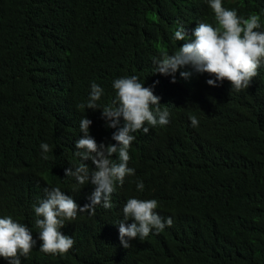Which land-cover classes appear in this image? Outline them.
I'll list each match as a JSON object with an SVG mask.
<instances>
[{
    "label": "trees",
    "instance_id": "1",
    "mask_svg": "<svg viewBox=\"0 0 264 264\" xmlns=\"http://www.w3.org/2000/svg\"><path fill=\"white\" fill-rule=\"evenodd\" d=\"M222 4L244 18L259 15L264 31V0ZM200 22L215 26L208 0H0V218L32 230L36 244L21 264H264V64L239 92L227 80L210 86L214 77L191 65L178 69L175 83L155 73L154 58L186 42L175 31L191 34ZM133 75L160 97L169 123L134 133L135 175L117 182L111 209L97 205L94 215L65 222L69 252H40L33 206L45 188H60L81 207L94 191L65 177L81 163L74 154L81 119L92 121L98 144L116 143L102 110L81 107L91 84L104 90L102 108L115 96L113 82ZM42 143L51 149L47 160ZM129 198L157 200L159 215L173 223L125 249L118 223Z\"/></svg>",
    "mask_w": 264,
    "mask_h": 264
},
{
    "label": "clouds",
    "instance_id": "2",
    "mask_svg": "<svg viewBox=\"0 0 264 264\" xmlns=\"http://www.w3.org/2000/svg\"><path fill=\"white\" fill-rule=\"evenodd\" d=\"M214 13L215 26L200 22L189 34L183 26L174 33L176 41H186L174 54H164L154 58L155 73L171 76L176 82L178 69L191 65L198 73H207L214 79H208L210 86H218L217 81L227 80L231 91L239 92L249 87L258 75V69L264 64V31L260 29L259 15L252 14L248 18L238 15L237 10L223 7L222 0H208ZM181 77L188 78L189 72H181ZM115 96L111 103L100 107L97 102L104 90L95 82L91 84V92L86 109L102 110V118L106 127L117 129L111 139L116 143H97L89 133L92 121L83 117L80 121V132L83 134L75 142V156L81 163L65 169V177H74L81 186L92 184L94 191L89 196V203L79 206L69 195L58 187L45 188L46 196L34 205L37 219L35 227L39 229L38 239L41 241L39 251L49 255L63 256L74 245L72 237L60 230L66 221H74L79 213L94 215L97 205L105 209L113 207L111 196L115 192L117 182L122 186L126 176L135 175V169L128 167L129 148L139 130L147 133L149 125L156 127L169 123V113L159 108L160 97L154 95L151 87H145L138 77H122L113 82ZM155 106V110L153 107ZM121 118L123 123H121ZM191 125L198 126L195 116L190 117ZM43 159L51 151L46 143L41 144ZM117 156L118 161L112 159ZM87 161L95 165L89 168ZM142 181L137 183V190L143 191ZM158 201L129 198L122 208L123 219L118 223L119 240L127 249L130 241H143L155 230L158 234L166 226L170 227L172 219L162 218L157 212ZM133 222L126 224L125 221ZM36 240L32 230L25 224L16 222L11 216L0 218V257L8 264H21V257L28 258Z\"/></svg>",
    "mask_w": 264,
    "mask_h": 264
}]
</instances>
